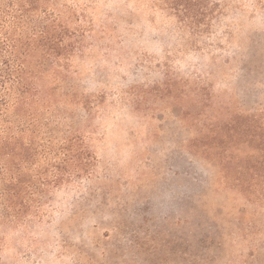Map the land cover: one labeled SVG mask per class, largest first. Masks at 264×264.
I'll return each instance as SVG.
<instances>
[{
    "label": "rangeland",
    "instance_id": "374dc122",
    "mask_svg": "<svg viewBox=\"0 0 264 264\" xmlns=\"http://www.w3.org/2000/svg\"><path fill=\"white\" fill-rule=\"evenodd\" d=\"M31 7L62 40L0 91V264H264V0Z\"/></svg>",
    "mask_w": 264,
    "mask_h": 264
},
{
    "label": "trees",
    "instance_id": "16d2710c",
    "mask_svg": "<svg viewBox=\"0 0 264 264\" xmlns=\"http://www.w3.org/2000/svg\"><path fill=\"white\" fill-rule=\"evenodd\" d=\"M33 1L0 0V91L12 87V75L22 69L23 55H27L30 44L37 38L46 39L44 44L47 51L59 46L62 40L58 37V31L46 26L30 34L29 29L26 34L21 31L20 27L24 29L30 23Z\"/></svg>",
    "mask_w": 264,
    "mask_h": 264
}]
</instances>
